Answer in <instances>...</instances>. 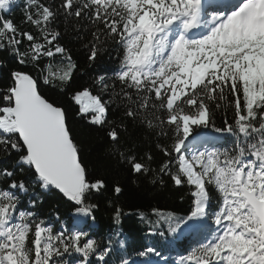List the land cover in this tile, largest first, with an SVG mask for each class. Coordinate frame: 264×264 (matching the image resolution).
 I'll use <instances>...</instances> for the list:
<instances>
[{
    "label": "snow or ice",
    "instance_id": "obj_1",
    "mask_svg": "<svg viewBox=\"0 0 264 264\" xmlns=\"http://www.w3.org/2000/svg\"><path fill=\"white\" fill-rule=\"evenodd\" d=\"M16 4L0 0V52L20 66L0 88V264H130L122 206L113 205L107 239L90 231L99 207L91 198L107 177L89 168L66 109L44 91L63 94L78 70L62 20L76 22V39L87 34L89 65L115 53L110 75L74 91L76 114L104 131L130 176L188 188L184 214L140 213L149 234L193 238L174 264H264V0H24L27 27L5 18ZM209 126L216 135L195 132ZM53 191L74 209L73 227L39 212ZM112 191L122 192L119 180ZM137 256L172 264L156 247Z\"/></svg>",
    "mask_w": 264,
    "mask_h": 264
},
{
    "label": "trees",
    "instance_id": "obj_2",
    "mask_svg": "<svg viewBox=\"0 0 264 264\" xmlns=\"http://www.w3.org/2000/svg\"><path fill=\"white\" fill-rule=\"evenodd\" d=\"M56 2L58 3V0ZM23 4L24 0H17L16 6L10 12L4 14L5 18L12 19L16 24L22 25ZM75 23L74 20L67 22L62 20L59 25L62 32L61 43L71 49L73 59L78 64V70L73 77V84L63 94H60L58 90L51 91L47 87L44 91L50 100L66 109L69 126L73 129L78 143L82 146L83 157L88 162L89 168L96 170L98 175L107 177V187L91 198L92 202L98 204L99 207L95 210L96 220L90 231L97 239H107L109 232L115 227L112 221L113 205H120L124 212L120 224L121 238L125 243V249L121 250V252L129 259L130 264L131 261H136V258L139 257L137 252L145 247H156L164 257L178 256L192 244L193 238L191 237L179 243L175 242L172 237L162 238L158 235H150L148 226L140 218V213L151 217V209L157 207L164 212L173 211L180 215L184 214V210L190 206L188 188L187 186H174L168 177H164V185L158 184L154 187L143 177L130 176L127 170L120 167L116 160L107 152L104 131L98 127L88 125L86 120L81 119L76 114L78 105L72 100L74 91L81 85H89L96 75L104 73L110 75L116 67V62L112 58L115 53L111 52L109 55L99 57L89 65L87 60L88 50L82 46L86 42L87 34L85 33V40L83 41L76 39V33L72 30ZM19 67L15 59L8 53L0 52V88H4L10 83V73ZM120 115L119 111L110 110L108 118L110 120L118 119ZM230 115L231 113H229ZM224 118V112H218L213 122L217 127H220L223 125ZM129 131L133 140L141 144V151L149 147L146 142L147 138L141 137L142 130L133 131L130 124ZM195 132L203 135H216L211 126L208 128H197ZM225 142L230 143V140L226 139ZM155 155L157 162H159L161 159L160 155L158 153H155ZM5 163L10 164L11 162L6 161ZM18 176L28 179L27 173H18ZM116 180H119L122 187V192L119 195L112 191ZM43 201V204L39 206V212L43 216L54 221L55 216L59 214L65 225L70 228L75 225L73 222L74 209L70 207L69 202H66L62 196L55 191L45 193L43 194ZM214 203L213 201V206ZM152 218L155 219L154 217ZM80 227H84V225ZM110 264H117V261L113 258Z\"/></svg>",
    "mask_w": 264,
    "mask_h": 264
},
{
    "label": "rangeland",
    "instance_id": "obj_3",
    "mask_svg": "<svg viewBox=\"0 0 264 264\" xmlns=\"http://www.w3.org/2000/svg\"><path fill=\"white\" fill-rule=\"evenodd\" d=\"M73 222L76 223V221L74 220V218H73ZM89 223H91V221H89ZM81 225H83V224H81ZM188 238H191V237H179V238H175V240L177 242H180V241H184L185 239H188Z\"/></svg>",
    "mask_w": 264,
    "mask_h": 264
},
{
    "label": "water",
    "instance_id": "obj_4",
    "mask_svg": "<svg viewBox=\"0 0 264 264\" xmlns=\"http://www.w3.org/2000/svg\"><path fill=\"white\" fill-rule=\"evenodd\" d=\"M58 194V193H57ZM60 195V194H59ZM61 196V195H60Z\"/></svg>",
    "mask_w": 264,
    "mask_h": 264
}]
</instances>
